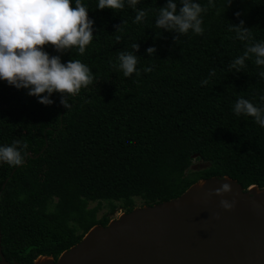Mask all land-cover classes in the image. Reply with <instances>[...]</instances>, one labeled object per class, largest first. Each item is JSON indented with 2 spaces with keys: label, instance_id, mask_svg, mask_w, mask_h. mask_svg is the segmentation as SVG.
Listing matches in <instances>:
<instances>
[{
  "label": "trees",
  "instance_id": "16d2710c",
  "mask_svg": "<svg viewBox=\"0 0 264 264\" xmlns=\"http://www.w3.org/2000/svg\"><path fill=\"white\" fill-rule=\"evenodd\" d=\"M82 2L95 20L94 39L83 55L73 49L62 60L80 59L95 79L69 109L58 93L44 105L0 81V145L28 144L24 165L0 163L2 251L10 262L57 260L118 212L175 199L202 179L228 176L245 191L264 188V127L233 112L241 96L264 106V66L253 58L240 72L229 68L247 44L229 25L245 20L253 41H264V0H197L207 8L204 32L190 30L177 43L176 33L156 28L166 0H139L147 12L141 23L127 3L114 12ZM134 43L140 74L124 77L113 65L120 51L135 53ZM195 159L205 166L193 170Z\"/></svg>",
  "mask_w": 264,
  "mask_h": 264
},
{
  "label": "clouds",
  "instance_id": "9594fccd",
  "mask_svg": "<svg viewBox=\"0 0 264 264\" xmlns=\"http://www.w3.org/2000/svg\"><path fill=\"white\" fill-rule=\"evenodd\" d=\"M232 2L230 0L229 6ZM125 3L137 12L134 23L145 20L147 12L136 7L139 0H98L97 9L115 12L122 10ZM209 5L214 6V0H209ZM206 11L207 8L197 0H166L159 8L156 28L176 33L173 37L176 43L181 35L190 30L202 35V13ZM235 15L239 17L241 13ZM122 24L115 26L116 31ZM94 25L95 20L90 17L89 9L82 0H74V6L73 0H0V81H6L17 89H27L29 96L38 97V102L44 105L54 104L52 96L58 93L60 104L69 109L70 98L92 84L95 77L92 69L80 59L71 58L64 62L62 54L76 49L83 55L94 39ZM229 31H234L239 40L247 42L243 54L235 57L229 68L240 72L246 68V60L253 58L255 65L264 66V41H253L251 27L246 26L245 20L231 23ZM116 39L119 41L120 37ZM47 46L58 54H50L46 51ZM131 47L135 53L120 51L118 64L113 65L122 71L124 77L140 74L136 54L140 44L134 43ZM146 52L151 56L156 53V48L148 47ZM144 71L151 72L152 68L147 67ZM210 75L214 76L215 70ZM258 75L264 78V71ZM202 83L207 84L208 80ZM260 100L264 102V96ZM233 112L236 116L252 117L255 123L264 127V106L241 96L234 103ZM27 148L28 144L20 139L0 145V163L12 167L22 165ZM231 190L230 183H223L215 189V194L222 195ZM221 205L231 209L234 202L224 199Z\"/></svg>",
  "mask_w": 264,
  "mask_h": 264
},
{
  "label": "water",
  "instance_id": "95a60500",
  "mask_svg": "<svg viewBox=\"0 0 264 264\" xmlns=\"http://www.w3.org/2000/svg\"><path fill=\"white\" fill-rule=\"evenodd\" d=\"M225 177L199 180L175 199L123 212L91 228L57 260L40 256L35 264H264V188L245 191ZM223 183L232 190L215 194ZM224 199L234 206L222 207ZM0 258V264H24L5 258L1 224Z\"/></svg>",
  "mask_w": 264,
  "mask_h": 264
},
{
  "label": "rangeland",
  "instance_id": "374dc122",
  "mask_svg": "<svg viewBox=\"0 0 264 264\" xmlns=\"http://www.w3.org/2000/svg\"><path fill=\"white\" fill-rule=\"evenodd\" d=\"M205 166V163L202 161V160H198V159H195L194 163H193V166H192V169L193 170H198L200 168H203ZM140 204L138 203V206ZM92 207L95 206V204H92L91 205ZM106 209L102 210L100 213H99V217H101L104 213H105ZM123 211H120L118 212L116 215L112 216V218H116L118 217L120 214H122Z\"/></svg>",
  "mask_w": 264,
  "mask_h": 264
},
{
  "label": "built area",
  "instance_id": "2783aa9c",
  "mask_svg": "<svg viewBox=\"0 0 264 264\" xmlns=\"http://www.w3.org/2000/svg\"><path fill=\"white\" fill-rule=\"evenodd\" d=\"M117 218V217H116ZM113 219H115V218H113Z\"/></svg>",
  "mask_w": 264,
  "mask_h": 264
}]
</instances>
